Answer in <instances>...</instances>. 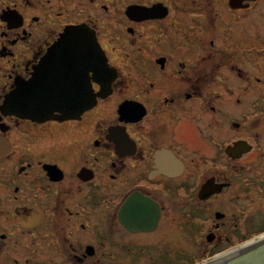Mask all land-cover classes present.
I'll use <instances>...</instances> for the list:
<instances>
[{
  "label": "flooded vegetation",
  "instance_id": "flooded-vegetation-1",
  "mask_svg": "<svg viewBox=\"0 0 264 264\" xmlns=\"http://www.w3.org/2000/svg\"><path fill=\"white\" fill-rule=\"evenodd\" d=\"M56 44L69 78L76 45L101 51L86 79L107 96L68 118L0 110L7 264H176L177 230L193 259L264 234V107H241L264 0H0V105Z\"/></svg>",
  "mask_w": 264,
  "mask_h": 264
},
{
  "label": "water",
  "instance_id": "water-1",
  "mask_svg": "<svg viewBox=\"0 0 264 264\" xmlns=\"http://www.w3.org/2000/svg\"><path fill=\"white\" fill-rule=\"evenodd\" d=\"M83 48L76 45V55L71 57L82 62L76 66L79 68L78 78H69V74L63 71V57L56 44L40 61L37 74L32 79L14 81L13 88L4 96L0 105L1 112L36 120L53 117L55 113L68 118L78 116L93 107L97 98L106 97L107 94H88L91 87L86 79L88 72L93 69L97 71L104 66V57L98 48H90L88 52ZM88 58L95 62L85 65L83 59ZM51 61H57L54 71L43 75L45 68L53 66ZM97 83L101 87V93L108 90L111 82ZM196 264H264V234Z\"/></svg>",
  "mask_w": 264,
  "mask_h": 264
},
{
  "label": "rangeland",
  "instance_id": "rangeland-1",
  "mask_svg": "<svg viewBox=\"0 0 264 264\" xmlns=\"http://www.w3.org/2000/svg\"><path fill=\"white\" fill-rule=\"evenodd\" d=\"M262 59L257 64L259 66H255L254 72H255L256 83L253 84L254 85V89H253L254 91L249 92V94H252V96L244 94L246 96H244L243 105H241V107L243 106L245 108H249L250 106H252L250 104V102H252L253 99H254V106L264 107V66H262V63H263ZM257 80H259V81H257ZM2 84L3 83H1L0 86ZM245 86H246V84L243 82L231 83V89L236 91V94H239V92H242V90L244 89ZM224 94H228V93H224ZM240 112H239L238 116H242V113H240ZM258 122H259V124H261L262 129H264V119H260V120H258ZM260 145H261V147H264V139L262 140V143H260ZM262 167L263 166H261L260 172H262ZM241 196H244L243 193H241ZM244 200H245V198H243L240 201V203H244L245 202ZM254 225H256V227H259V223L255 222ZM257 236H260V235H257ZM242 243H245V242H242ZM242 243H239L238 245H240ZM192 251L194 252L193 244L190 242L189 238H187L182 232H179L177 230L176 258H175L176 264H196V263H199L203 260L208 259V258H195V259H193L189 255V254L193 255ZM181 252H182V254H181ZM0 257H1L0 258V264H7V256L5 257V255H4V256H0Z\"/></svg>",
  "mask_w": 264,
  "mask_h": 264
}]
</instances>
